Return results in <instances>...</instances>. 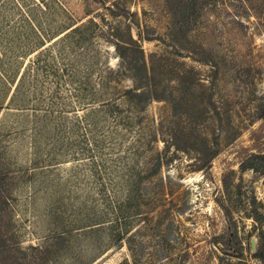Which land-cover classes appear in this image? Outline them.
<instances>
[{"label": "rangeland", "instance_id": "374dc122", "mask_svg": "<svg viewBox=\"0 0 264 264\" xmlns=\"http://www.w3.org/2000/svg\"><path fill=\"white\" fill-rule=\"evenodd\" d=\"M107 6L0 0V264H264V0Z\"/></svg>", "mask_w": 264, "mask_h": 264}, {"label": "trees", "instance_id": "16d2710c", "mask_svg": "<svg viewBox=\"0 0 264 264\" xmlns=\"http://www.w3.org/2000/svg\"><path fill=\"white\" fill-rule=\"evenodd\" d=\"M91 1L92 2H97L99 7H104V8H108V9L112 10V7L107 6V0H91ZM115 5H116V3H113V6H115ZM93 22H95V21H93ZM131 30H132V27L131 26L128 27V34H127L128 37H126V38H124L122 36H119V35H115V37H116V42L114 43L115 47H116L117 51L119 52V54L121 55V57L124 58V59L128 58V56H129L128 53L129 52L134 51L136 53H138V52L141 53L142 57L140 58V63L138 62V60H139L138 59L136 61H132V62L130 61L129 64L131 66H132V64H134L132 66L133 70L142 71V74L137 75V77H135V78H137L138 80L149 79L148 82H150L151 73L149 71V67H148V64H147L146 59H145L144 50H143L141 44L139 43V41L136 40L134 38V36L132 35V31ZM83 39H85V38H82V40ZM136 90L138 91L139 88H137ZM137 91H136L137 95H139V96L141 95V97H143V95L145 94V93L137 92ZM216 114L219 117H221V112L220 111L216 110ZM255 117L256 118H263L264 117V107H260V108L257 109ZM255 117H253V118H255ZM164 141L166 143V147L171 145V147L173 146L177 150L188 151L191 148L188 145V143H183L182 140H180V136H178V134L173 135V137H171L170 141L169 140L168 141L164 140ZM217 142H219V141H216V144H217ZM204 150L208 154L206 158L209 159V160H212L219 153V148L218 147H214V148L209 147L207 142H206V146H205ZM263 158H264V154L262 156V159ZM243 166L246 167V168H253V169L255 168L250 163H243ZM261 166L263 168L262 171L264 172V161L261 163ZM8 175L9 174H7L6 172H2V174H1L2 178H0V179L4 180V178L8 177ZM1 191L2 190L0 188V199H1V197H3L1 195ZM128 219H129V217L121 216L116 221L117 225H115L116 228H114L113 237L114 238L118 237L120 242L123 241L122 236H123V234L125 232H127L128 227L131 225V223H130V221H128ZM148 219H149V217L147 218V220ZM124 229H125V231H123ZM131 242H133V245L129 247L130 252H131L130 253V258L129 257L125 258V261L123 262V264H151L150 263L151 262L150 259H148L149 261L148 260L147 261L143 260V251L144 250L136 248V244H138L139 242L135 241V236L131 237ZM9 247L10 246L9 245L6 246V244L5 245H1V249H3V250H8ZM256 254H257L258 257H260L261 259L264 260V251L262 249L260 251H258ZM152 256L153 255L151 254L150 255L151 259L154 258V256L153 257Z\"/></svg>", "mask_w": 264, "mask_h": 264}]
</instances>
